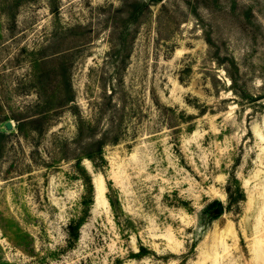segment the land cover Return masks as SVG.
I'll use <instances>...</instances> for the list:
<instances>
[{"label":"rangeland","instance_id":"1","mask_svg":"<svg viewBox=\"0 0 264 264\" xmlns=\"http://www.w3.org/2000/svg\"><path fill=\"white\" fill-rule=\"evenodd\" d=\"M0 264H264V0H0Z\"/></svg>","mask_w":264,"mask_h":264},{"label":"water","instance_id":"2","mask_svg":"<svg viewBox=\"0 0 264 264\" xmlns=\"http://www.w3.org/2000/svg\"><path fill=\"white\" fill-rule=\"evenodd\" d=\"M221 207V205H219Z\"/></svg>","mask_w":264,"mask_h":264}]
</instances>
